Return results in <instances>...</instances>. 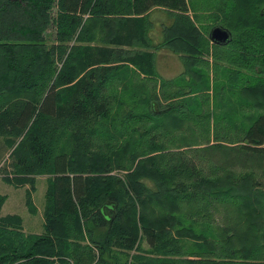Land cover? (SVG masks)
<instances>
[{
	"label": "trees",
	"instance_id": "obj_1",
	"mask_svg": "<svg viewBox=\"0 0 264 264\" xmlns=\"http://www.w3.org/2000/svg\"><path fill=\"white\" fill-rule=\"evenodd\" d=\"M235 1L227 6L231 11L239 8ZM243 1L252 14L239 22L226 8L206 40L214 26L230 31L226 43L211 41L227 49L220 57L228 64L220 70L224 79L216 78L220 101L229 104L248 90L255 92V111L242 113L245 121L232 126L237 138L197 146L183 121L197 114L200 97L210 96L215 85L196 67L202 38L187 16L188 0H0V135L12 147L15 175L51 174L41 233H24L19 214L0 215V264H201L129 253L138 247V233L150 247L160 234L146 224L147 209L137 210L143 224L136 225L135 193L162 210L167 199L187 202L184 214L201 215L197 202L214 200L227 220L232 213L249 223L242 230L251 234L238 235L249 243L242 253L264 255V231L254 215L264 204L262 181L245 172L220 174L252 162L264 167V0ZM154 9L173 17L163 43L184 57L189 76L158 80L150 51L118 47L135 38L146 43ZM136 78L144 82L129 85ZM110 167L125 169L124 177L108 173ZM177 174L188 184L171 186ZM4 199L0 194V206ZM96 227L101 233L93 235ZM84 229L93 245H80ZM235 236L223 235L216 245L224 252ZM223 260L208 263L244 264Z\"/></svg>",
	"mask_w": 264,
	"mask_h": 264
},
{
	"label": "rangeland",
	"instance_id": "obj_2",
	"mask_svg": "<svg viewBox=\"0 0 264 264\" xmlns=\"http://www.w3.org/2000/svg\"><path fill=\"white\" fill-rule=\"evenodd\" d=\"M189 2L191 6L188 8L187 16H189L191 23H194L197 26L196 28L198 32H200V37L202 38V45H199L201 49V57L199 62L196 63V67L201 70L203 75L208 77V82L213 87L215 85L214 92L216 94L214 95L213 90L210 89L208 90L210 96H207L204 99L200 97V105H198L199 110L197 111V114H193L190 119H184L183 127H187L185 131L188 130L191 136L194 135L196 137L195 139L198 137L197 140L199 144H197V146H204L208 142H218V139H224V136L230 137L231 139H235V136L236 138L238 137L236 132L233 131V127L235 125H241L242 122L245 121L242 113H249L252 109L255 111L253 108V102L255 101L253 96L255 92L247 90L242 94L235 93V101L223 105L220 101V99L223 98V93L216 88V78L219 81L224 79L223 75L220 73L221 67L228 65L226 64V60H220L222 53L226 54L227 49L224 47L213 48L211 41L206 40V37L209 27L218 23L219 20L222 19L224 10L230 5V3H232V0H188V4ZM251 2L252 0H250V3ZM234 4L239 7L238 10L231 11L230 8H227L225 14H228V16L233 15L235 21L240 22V18L242 16H249L252 14L249 8L246 9L247 5L243 0H236ZM243 8L246 10H243ZM52 33L53 30L49 28L47 30V34L51 35ZM157 69L159 72L160 69L158 64ZM184 75L185 77L189 76V72L186 70ZM143 82L144 81L139 80V78H136L135 81H129L128 83L133 87V84ZM148 86L150 87V85ZM156 87V90L159 91L160 85L158 84ZM118 88L122 89V87ZM179 88L181 89V86H179L178 89ZM164 89H166V87H164ZM169 89L175 90L172 86H169ZM163 99L164 98L162 97V103L167 102ZM182 99H185V97H176L175 100L181 101ZM260 101L263 102L262 100ZM207 108L211 111L209 116H207ZM225 110H234L236 111V115L230 118ZM213 114H215L216 117ZM177 132L181 133L183 131L182 129H176L175 133ZM216 132H218L219 137H216ZM72 141L73 140L70 139L68 140V142ZM0 144H4L3 150L0 148V194L8 195L5 206L9 207L12 205V210L22 215L25 229H23V225H21V229L24 233H36L37 231H39L38 233H41L45 215L43 213V209L47 201L46 189L51 174L39 173L35 175H24L18 173L15 175L12 172V166L10 164V160L12 159V147L8 146L4 142V138L1 135ZM201 156L203 157V155ZM201 156L200 158H202ZM222 156L224 157L225 154ZM250 164L251 166L244 169H241L242 167L239 165H235L230 167L225 172H220V174L228 173L240 176L243 172L247 174L250 173L254 179H258V181L261 180L264 185V167L262 165H257V162H252ZM205 168L206 166H203V170H207ZM210 169L213 168L210 167ZM108 170H110L108 173L121 175V178L124 177L123 174L126 172L125 169L118 167H110ZM214 170L216 171V168H214ZM14 177L15 179L20 177L23 179L21 181H16L17 183L13 180L7 179H14ZM29 179H33L34 185ZM180 180L184 182H179ZM123 181L125 182V178ZM189 181L190 179L184 178L183 174H177L170 185H181L182 183L185 185L188 184ZM10 185L15 186L16 188L14 189ZM259 186L264 188V186ZM163 187L166 188L165 186ZM196 188L199 187L195 186L194 189ZM133 197L136 199V203H134V214L136 215L137 221L136 225L143 224V220H141L140 217H137V210L142 208L146 211L147 209L149 216L146 218V224H152L158 229L160 234L156 245L154 247H150L145 238H142L140 233H138L136 242L138 247L132 249L129 252L130 254L133 252L135 255H138L137 253H142L150 257L164 258L165 260L187 258L199 260L201 264H209V259H214L215 261L221 259H224L223 261L234 260L235 262L244 264L256 263L264 260V255H261L263 252H254L251 254L242 253L243 249L249 246V243L247 241L240 240L239 236L245 233L251 234L250 231L245 232L242 230L246 224L249 223L245 222L243 218L241 219L238 214L235 215L232 213H227L232 217L227 220L223 217V213H226L223 208L216 210V202L214 200L211 202L212 204L205 203L204 201L197 202V205H201L202 211V214L198 215L192 213L184 214L180 209L188 210L189 204H186L187 202L181 200L167 199L164 202L165 209L162 210L158 209L155 204H149L147 202V204L142 203L141 201L145 199H142L141 197L138 198V194L136 193L133 194ZM35 204L39 207V210H37V206ZM33 205H35V207L31 209V206ZM1 206L0 215L5 216L8 214L6 213L7 209H3V212L1 211ZM260 207V211L254 212V215L259 213L257 216L260 231H264V204L260 205ZM168 213H174V215L179 216L181 221L178 222L177 218L171 221L168 220V217L170 216ZM30 218L34 220L31 225L29 224ZM82 218L86 219L84 217ZM97 233L101 232L98 231L97 227L93 228L92 234L96 235ZM231 233L236 235L231 244L233 247H230L228 250L223 252L218 248V244L216 245V241L221 239L223 235H229ZM83 234L85 237L80 239V245H93L91 244V241H89L90 239L86 229L83 230Z\"/></svg>",
	"mask_w": 264,
	"mask_h": 264
},
{
	"label": "crops",
	"instance_id": "obj_3",
	"mask_svg": "<svg viewBox=\"0 0 264 264\" xmlns=\"http://www.w3.org/2000/svg\"><path fill=\"white\" fill-rule=\"evenodd\" d=\"M148 23H147V40L146 43L139 42L138 38H135L132 40L131 43H124L122 45H119L118 47H122L124 49H133L131 53H133L136 49H145L147 51H150L153 56V70L155 72L156 78L158 80L160 78H173L180 74H183L186 70V62L184 61V57L178 53L174 52L170 47L165 45L163 41L166 39L164 29L172 22L173 17L166 14L164 10H152L150 12V16L147 17ZM148 41V42H147ZM146 44V45H145ZM124 63H127L129 68H136L137 66L135 63L133 64L132 60H123ZM157 64L159 66L160 71L157 70ZM128 69V68H127ZM139 71V70H138ZM145 70H141V74L145 75ZM4 147H2L3 150ZM1 153V152H0ZM12 188H16L13 185H10ZM6 195V194H5ZM8 198V195H6V198L1 206V211L3 209H7L6 213L8 214H19L12 210V205L9 207L5 206V202ZM36 205V204H35ZM37 206V205H36ZM41 209V208H40ZM37 210H39V207L37 206ZM4 212V211H3ZM22 218V227L24 228V221L21 214H19ZM43 218V217H42ZM34 222L31 218L29 219V224L31 225ZM43 224V223H42ZM42 227V231H43ZM37 231L36 233H38Z\"/></svg>",
	"mask_w": 264,
	"mask_h": 264
},
{
	"label": "water",
	"instance_id": "obj_4",
	"mask_svg": "<svg viewBox=\"0 0 264 264\" xmlns=\"http://www.w3.org/2000/svg\"><path fill=\"white\" fill-rule=\"evenodd\" d=\"M208 37L212 42L226 43L231 39V33L228 29L219 26H214L210 29Z\"/></svg>",
	"mask_w": 264,
	"mask_h": 264
}]
</instances>
